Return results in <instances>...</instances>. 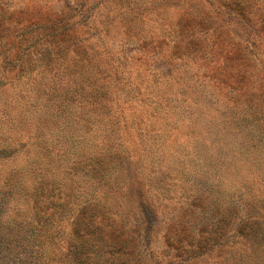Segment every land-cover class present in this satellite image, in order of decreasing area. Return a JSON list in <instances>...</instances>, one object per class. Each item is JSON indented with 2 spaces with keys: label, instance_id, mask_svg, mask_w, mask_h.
I'll use <instances>...</instances> for the list:
<instances>
[{
  "label": "rangeland",
  "instance_id": "1",
  "mask_svg": "<svg viewBox=\"0 0 264 264\" xmlns=\"http://www.w3.org/2000/svg\"><path fill=\"white\" fill-rule=\"evenodd\" d=\"M1 137V264L32 231L34 161L37 215L62 212L41 260L66 263L92 193L111 264H264V0H0ZM104 152L118 171L92 189Z\"/></svg>",
  "mask_w": 264,
  "mask_h": 264
},
{
  "label": "trees",
  "instance_id": "2",
  "mask_svg": "<svg viewBox=\"0 0 264 264\" xmlns=\"http://www.w3.org/2000/svg\"><path fill=\"white\" fill-rule=\"evenodd\" d=\"M240 13H238L239 15ZM18 43L22 40H25L23 37V34L18 37ZM15 44L10 46H7V50H11L14 53L17 51V47H13ZM59 50L64 51L65 49L60 48ZM88 95L90 102L94 103L101 100V97L103 96V91L99 90H92V92L86 93ZM104 103L101 101L99 105L92 108L90 106L89 109L92 110V116L94 115L93 111L99 112L97 110L104 108L106 109V106L103 105ZM246 111V109L244 110ZM246 114H244V118ZM92 121H100L99 118L93 119ZM23 126V125H22ZM22 126L15 127L17 128V132L15 134L17 136L20 135L21 131L22 134L29 135L33 130L29 128H23ZM260 126V125H258ZM36 132V131H34ZM33 133V132H32ZM34 135L39 136L38 138H42L41 134L37 131ZM245 136V135H244ZM251 136V135H250ZM249 137V136H248ZM102 140V139H101ZM105 140V138H104ZM5 137L2 139L0 138V142H5ZM103 143H100L99 147L104 149H109L112 146V152L118 153L116 150L117 144L114 142L113 145L109 144L108 148L104 146ZM97 144V143H96ZM4 147H8L7 142L3 145ZM53 147H48V149ZM106 150V151H107ZM57 152L49 151L47 156L55 155ZM115 156V155H114ZM114 156H111L109 153H101L100 155H90V158L86 161L85 166L86 169H84L86 181H89V183L92 186V189L99 188L101 190V187L104 184H110L111 183V175L113 172L117 173L118 170H116V167L119 165V162L116 161L115 158H112ZM119 157V156H118ZM60 161V158H58L55 165H58V162ZM31 164V163H29ZM28 165V164H27ZM75 167H78L79 165H74ZM34 173L35 182L37 180V185L34 187V199L32 201V204H34V207L37 209V213L35 217L32 219L31 232H23V235L21 236V240L25 241V249L23 250V254L21 256L22 261L18 262L16 257L14 255H10L11 263L12 264H34L36 261H38L40 264H60V263H52L51 260L49 261V257L45 260H41V253L38 252V249L42 248L43 245H46L51 248H57L58 247V237L57 231H52V228H55L56 226H59L60 223H58L61 220L62 212H59L60 215H58L57 222L53 225L51 228L50 221H48L47 218L49 216L51 217L53 214L50 212L44 211L46 216L37 215L38 211L41 209L42 206L38 205L36 202V197H39L42 195V178L37 179L36 173H38V162L35 161L32 163L31 167ZM74 172V170H72ZM54 187H52L50 190L52 191ZM37 190V191H36ZM71 191L67 192V194ZM36 192V193H35ZM49 193V192H48ZM48 193H43L45 196ZM87 199L82 202L77 210V213L72 219V225L73 230H71L72 235V241H67L65 243V252L63 253L62 257L65 260V264H88L89 255L91 253L95 254V264H111L112 258L104 259L102 255H104L103 248L106 247V241L102 240L103 237H101V233L103 230V224L101 222L102 213H105L103 203L99 200V197H97V194H90L87 195ZM107 227V226H106ZM108 229H111L110 227ZM111 230H109L110 232ZM25 238V239H24ZM42 251V250H41ZM64 251V250H63ZM44 254V253H43ZM45 257V254H44ZM101 257V262L97 263V259ZM9 258V259H10ZM1 264V260H0Z\"/></svg>",
  "mask_w": 264,
  "mask_h": 264
}]
</instances>
